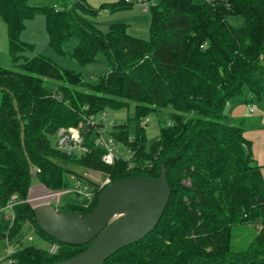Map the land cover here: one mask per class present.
Returning a JSON list of instances; mask_svg holds the SVG:
<instances>
[{"label": "trees", "instance_id": "trees-1", "mask_svg": "<svg viewBox=\"0 0 264 264\" xmlns=\"http://www.w3.org/2000/svg\"><path fill=\"white\" fill-rule=\"evenodd\" d=\"M54 1L0 0L12 65H0V207L16 195L11 210L0 209V241L14 244L30 230L48 245L56 241L35 222L27 200L32 177L49 190L71 188V176L89 184L90 198L71 190L56 205L84 213L102 188L66 163L98 170L110 182L138 174L157 177L164 167L170 193L158 222L103 264H264V179L243 126L224 112L232 98L253 103L264 97V0H150L147 38L130 34L123 21L101 30L89 18L130 8L136 0L97 7L87 0ZM38 13L47 47L64 53L63 41L74 36L72 57L84 64L101 52L110 69L90 81L43 51L26 55L34 44L20 34L25 20ZM229 15L243 17L244 24L232 25ZM128 101L134 102V134L129 138L126 122L111 124L106 133L121 155L105 163L104 148L94 143L104 124L86 118ZM166 107L172 110L169 119L146 148L142 118ZM79 122L88 150L67 154L56 148L50 138L57 129ZM237 225L254 231L241 248L234 246ZM89 244L60 243L50 253L48 246L25 242L0 264H50Z\"/></svg>", "mask_w": 264, "mask_h": 264}, {"label": "water", "instance_id": "water-1", "mask_svg": "<svg viewBox=\"0 0 264 264\" xmlns=\"http://www.w3.org/2000/svg\"><path fill=\"white\" fill-rule=\"evenodd\" d=\"M13 104L17 110V103ZM169 193L165 169L161 167L157 177L138 174L109 182L99 191L88 212H66L49 203L34 206L37 226L54 240L75 246L90 242L82 251L50 264H103L117 249L137 241L153 228ZM128 202H137L139 206L114 217Z\"/></svg>", "mask_w": 264, "mask_h": 264}, {"label": "rangeland", "instance_id": "rangeland-1", "mask_svg": "<svg viewBox=\"0 0 264 264\" xmlns=\"http://www.w3.org/2000/svg\"><path fill=\"white\" fill-rule=\"evenodd\" d=\"M93 7H97L100 2L113 1V0H87ZM33 5L47 4L51 5L56 3L54 0H30ZM57 4V3H56ZM90 20L95 23L101 30H105L107 25L111 21H123L127 23V31L130 34L147 38L148 37V25H149V13L148 10H144L141 5L135 3L130 8L116 9L113 11L105 10L99 14L89 15ZM229 23L235 26H241L244 24V19L241 16L229 15L227 16ZM25 28L22 30V35L26 41L34 44L33 50L25 51L24 53L28 56L34 55L39 51H43L50 58L56 61L62 66L72 68L80 71L90 81L96 80V75L105 73L110 69V64L103 53L98 52L94 60L88 61L84 64H80L74 57L70 55L72 47L77 43L76 37H70L63 41L62 48L64 53H56L52 49L46 46L47 34L44 29V20L41 14H36L32 18L25 20ZM0 65L11 67V60L8 53L7 36H6V25L5 22L0 20ZM105 120H103L105 132L109 131L111 124L126 122L128 129V136L131 138L134 134L135 121L133 119L134 114V102L128 101L127 106H121L118 109L106 108ZM170 107L163 108L161 113L152 112L142 118L145 128V147L148 148L150 143L159 137V126L163 121L169 119V113L171 112ZM96 119L100 120V113L96 114ZM51 141L54 142V137L51 136ZM127 153V152H126ZM66 166L80 174L85 175L87 178L98 182L105 176L104 173L86 168L75 163H66ZM72 183V179H71ZM49 189L45 188L36 177H32L31 185L29 187L27 200L32 207L49 203L51 205H57L59 202L56 200L55 195H48ZM59 205V204H58ZM139 205L137 202H128L118 210L115 216L129 212ZM31 240L26 241L33 243L39 247L46 248L48 241L45 238L38 236L33 230H30ZM254 231L250 225H237L234 227V246L241 248L247 244L249 239L252 237ZM28 240V239H27ZM4 240L0 241V251L3 254L6 252L4 249Z\"/></svg>", "mask_w": 264, "mask_h": 264}, {"label": "built area", "instance_id": "built-area-1", "mask_svg": "<svg viewBox=\"0 0 264 264\" xmlns=\"http://www.w3.org/2000/svg\"><path fill=\"white\" fill-rule=\"evenodd\" d=\"M135 3L141 5L144 10H147L148 5L152 3V1L136 0ZM249 110L254 111L253 105L249 106ZM105 116L106 114L104 110L100 111V118H101L100 120L96 119V116L94 114H90L86 118V123L95 125L96 123L100 122L99 124H101V122L105 120ZM142 122L144 124L145 121L143 120ZM107 123L111 125L110 121H108ZM82 126L83 124L79 122L77 125L59 127L55 133V139H54L55 147L67 154H80L82 152L87 151L88 147L84 143ZM94 143L104 148V152L101 155V160L105 163L110 164L114 161L117 155H121V151L117 148L113 138L105 132L104 125L98 127V132L94 139ZM71 177H72L71 188H67L64 190H49L48 195L50 196L55 195L56 200L59 201V197L61 193L72 190L90 198V196H92V192L89 189V184H87L86 182H84L83 180H81L76 176H71ZM109 182H110L109 176L105 174L102 180H98L97 186L99 188H103ZM15 201H16V195L12 194L5 203V205L1 206L0 209L4 208L11 210V206ZM7 215L8 217L12 218V214H7ZM114 217L116 216L114 215ZM28 224L31 226L30 222H28ZM31 238H32L31 233H29L28 231L24 236L21 237L19 241H17L14 244H11L8 241L4 240V246H5L4 249H6V252L2 254L0 251V263L10 261L11 259H13L11 257L13 253L16 252L22 246L23 243H25L26 241H30ZM59 244L60 243L58 241L51 242L47 247L48 252L55 253L58 250Z\"/></svg>", "mask_w": 264, "mask_h": 264}, {"label": "crops", "instance_id": "crops-1", "mask_svg": "<svg viewBox=\"0 0 264 264\" xmlns=\"http://www.w3.org/2000/svg\"><path fill=\"white\" fill-rule=\"evenodd\" d=\"M21 35L22 31L20 37L27 40ZM250 105H253L254 111L249 110ZM224 112L243 126V134L250 141L252 157L260 165L264 179V97L253 103L232 98L227 101Z\"/></svg>", "mask_w": 264, "mask_h": 264}]
</instances>
